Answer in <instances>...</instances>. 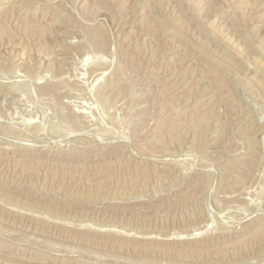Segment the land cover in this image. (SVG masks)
Listing matches in <instances>:
<instances>
[{"label": "rangeland", "instance_id": "rangeland-1", "mask_svg": "<svg viewBox=\"0 0 264 264\" xmlns=\"http://www.w3.org/2000/svg\"><path fill=\"white\" fill-rule=\"evenodd\" d=\"M0 264H264V0H0Z\"/></svg>", "mask_w": 264, "mask_h": 264}]
</instances>
